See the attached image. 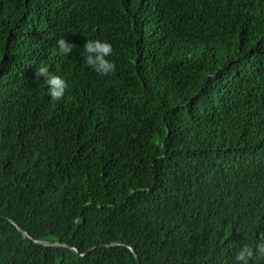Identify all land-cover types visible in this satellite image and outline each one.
Returning <instances> with one entry per match:
<instances>
[{
  "label": "trees",
  "instance_id": "trees-1",
  "mask_svg": "<svg viewBox=\"0 0 264 264\" xmlns=\"http://www.w3.org/2000/svg\"><path fill=\"white\" fill-rule=\"evenodd\" d=\"M261 240L264 0H0V264H234Z\"/></svg>",
  "mask_w": 264,
  "mask_h": 264
},
{
  "label": "clouds",
  "instance_id": "clouds-1",
  "mask_svg": "<svg viewBox=\"0 0 264 264\" xmlns=\"http://www.w3.org/2000/svg\"><path fill=\"white\" fill-rule=\"evenodd\" d=\"M55 47L61 56L70 55L73 51V43L68 42L64 37L56 39ZM82 55L85 63L99 75L107 76L115 73L117 65L108 59L113 55V45L110 42L87 39ZM33 79L44 80L52 100L58 101L64 98L68 87L67 82L61 76L52 73L46 64L41 63L35 67ZM256 259L264 260V240L255 246L243 243L236 249L233 257L234 264H251Z\"/></svg>",
  "mask_w": 264,
  "mask_h": 264
},
{
  "label": "water",
  "instance_id": "water-1",
  "mask_svg": "<svg viewBox=\"0 0 264 264\" xmlns=\"http://www.w3.org/2000/svg\"><path fill=\"white\" fill-rule=\"evenodd\" d=\"M14 223L16 224V226L18 227V229L20 230V231H22L23 232V234L26 236V237H28V238H30V236L28 235V233L17 223V222H15L14 221ZM38 243H41V244H44V245H47V246H65V247H70V248H72V246H70V245H68L67 243H61V242H59V241H57V242H52V241H42V240H40V241H37ZM115 244H117V243H115ZM131 248V250L133 251V253H134V256H135V258L137 259V261L140 263V259H139V257H138V254H137V252H136V250L133 248V247H130ZM74 249V248H73ZM75 250V249H74ZM141 264V263H140Z\"/></svg>",
  "mask_w": 264,
  "mask_h": 264
}]
</instances>
